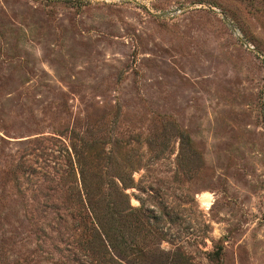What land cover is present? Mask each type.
Returning a JSON list of instances; mask_svg holds the SVG:
<instances>
[{
    "label": "rangeland",
    "instance_id": "374dc122",
    "mask_svg": "<svg viewBox=\"0 0 264 264\" xmlns=\"http://www.w3.org/2000/svg\"><path fill=\"white\" fill-rule=\"evenodd\" d=\"M0 264H264V0H0Z\"/></svg>",
    "mask_w": 264,
    "mask_h": 264
},
{
    "label": "bare ground",
    "instance_id": "6f19581e",
    "mask_svg": "<svg viewBox=\"0 0 264 264\" xmlns=\"http://www.w3.org/2000/svg\"><path fill=\"white\" fill-rule=\"evenodd\" d=\"M201 200H202V205L208 207V205H209V197L205 196Z\"/></svg>",
    "mask_w": 264,
    "mask_h": 264
},
{
    "label": "water",
    "instance_id": "95a60500",
    "mask_svg": "<svg viewBox=\"0 0 264 264\" xmlns=\"http://www.w3.org/2000/svg\"><path fill=\"white\" fill-rule=\"evenodd\" d=\"M226 22H227V20L226 19H224Z\"/></svg>",
    "mask_w": 264,
    "mask_h": 264
},
{
    "label": "trees",
    "instance_id": "16d2710c",
    "mask_svg": "<svg viewBox=\"0 0 264 264\" xmlns=\"http://www.w3.org/2000/svg\"><path fill=\"white\" fill-rule=\"evenodd\" d=\"M122 181V180H121Z\"/></svg>",
    "mask_w": 264,
    "mask_h": 264
}]
</instances>
